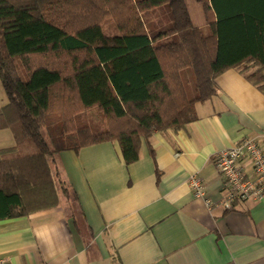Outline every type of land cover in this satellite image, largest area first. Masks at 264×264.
<instances>
[{"label":"trees","instance_id":"16d2710c","mask_svg":"<svg viewBox=\"0 0 264 264\" xmlns=\"http://www.w3.org/2000/svg\"><path fill=\"white\" fill-rule=\"evenodd\" d=\"M196 2L209 35L186 0H0V130L16 142L0 150V219L71 200L63 151L117 141L125 163H136L141 141L195 121L196 105L217 95L230 69L264 92V0ZM162 6L173 23L150 33L142 16ZM106 16L117 36L104 33ZM93 109L106 131L89 126Z\"/></svg>","mask_w":264,"mask_h":264},{"label":"crops","instance_id":"0c3cea01","mask_svg":"<svg viewBox=\"0 0 264 264\" xmlns=\"http://www.w3.org/2000/svg\"><path fill=\"white\" fill-rule=\"evenodd\" d=\"M216 85L217 95L196 105L195 121L142 140L134 164L117 141L63 151L71 200L0 219V257L7 264H264V199L209 209L189 185L199 177L207 198L220 202L227 189L215 155L245 138L264 142V92L239 69ZM64 131L76 132L74 118ZM15 144L10 130H0V150Z\"/></svg>","mask_w":264,"mask_h":264},{"label":"built area","instance_id":"2783aa9c","mask_svg":"<svg viewBox=\"0 0 264 264\" xmlns=\"http://www.w3.org/2000/svg\"><path fill=\"white\" fill-rule=\"evenodd\" d=\"M214 165L225 181L227 194L220 202L207 198L202 179L193 176L189 180L196 199L204 200L209 209L221 208L233 211L241 202L264 199V142L245 138L233 147L215 155ZM0 264L7 261L0 257Z\"/></svg>","mask_w":264,"mask_h":264},{"label":"rangeland","instance_id":"374dc122","mask_svg":"<svg viewBox=\"0 0 264 264\" xmlns=\"http://www.w3.org/2000/svg\"><path fill=\"white\" fill-rule=\"evenodd\" d=\"M186 3L190 10L194 26L201 29L205 35H209L210 29L206 23L203 7L200 4H198L196 0H186ZM142 17L145 20L147 28L149 29L150 33H155V34L156 32L163 30L164 28L170 27L173 23L171 11L168 6H162L156 10L144 14ZM103 30L104 33L110 37L118 35V30L115 25V22L110 16L105 17V20L103 22ZM18 66L22 76L25 77V71L20 62H18ZM0 101L2 105H5L7 103V98L3 86L1 84V81H0ZM91 111H93L91 117L85 114V118L88 121L89 126L92 128L93 132L101 133L106 131L108 124L104 115L99 110L96 111V109H93Z\"/></svg>","mask_w":264,"mask_h":264}]
</instances>
